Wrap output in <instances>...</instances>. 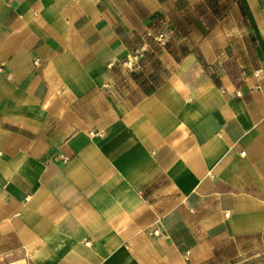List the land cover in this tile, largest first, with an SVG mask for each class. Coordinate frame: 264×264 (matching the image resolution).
Segmentation results:
<instances>
[{
	"label": "crops",
	"instance_id": "crops-1",
	"mask_svg": "<svg viewBox=\"0 0 264 264\" xmlns=\"http://www.w3.org/2000/svg\"><path fill=\"white\" fill-rule=\"evenodd\" d=\"M261 263L264 0H0V264Z\"/></svg>",
	"mask_w": 264,
	"mask_h": 264
},
{
	"label": "built area",
	"instance_id": "built-area-1",
	"mask_svg": "<svg viewBox=\"0 0 264 264\" xmlns=\"http://www.w3.org/2000/svg\"><path fill=\"white\" fill-rule=\"evenodd\" d=\"M147 38H151L154 42H156L160 46H165L168 42V35L165 33H159V34H146ZM146 45H142L140 48H138L136 51L133 52V54L128 55L122 62L121 66L125 69H134L137 67L138 62L142 55L146 52ZM90 136H93L92 133H89ZM264 264V263H261Z\"/></svg>",
	"mask_w": 264,
	"mask_h": 264
}]
</instances>
